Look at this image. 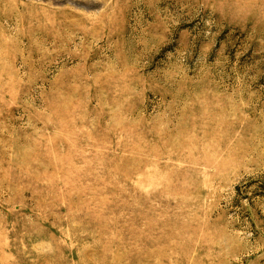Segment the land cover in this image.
<instances>
[{
    "label": "rangeland",
    "instance_id": "rangeland-1",
    "mask_svg": "<svg viewBox=\"0 0 264 264\" xmlns=\"http://www.w3.org/2000/svg\"><path fill=\"white\" fill-rule=\"evenodd\" d=\"M0 264H264V0H0Z\"/></svg>",
    "mask_w": 264,
    "mask_h": 264
}]
</instances>
